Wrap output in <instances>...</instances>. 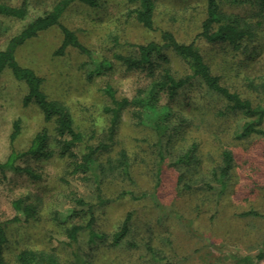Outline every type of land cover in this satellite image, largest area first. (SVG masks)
<instances>
[{"label": "rangeland", "instance_id": "374dc122", "mask_svg": "<svg viewBox=\"0 0 264 264\" xmlns=\"http://www.w3.org/2000/svg\"><path fill=\"white\" fill-rule=\"evenodd\" d=\"M1 1L18 5L21 0ZM57 1L28 0V10L42 15ZM218 1L225 12L252 23L259 21L252 40L235 49L226 42L208 43L197 37L206 0H154L155 31L136 21L133 10L139 0H99L92 7L71 3L60 17V24L75 32L89 54L73 47L55 54L62 35L53 26L20 45L15 58L42 78L41 89L48 99L69 110L74 129L83 138L74 148L78 156L86 144L106 138V84L117 97L128 100L144 96L150 87L151 78L137 69H126L115 56L134 54L135 44L158 40L161 29L172 32L180 42L193 41L225 87L253 105H264V17L248 4ZM23 25L21 20L0 15V49ZM169 55L175 76L189 73L181 59L172 52ZM100 60L110 63V69L94 75L91 71ZM26 93L24 83L9 70L2 72L0 163L11 149L25 150L42 129L48 132L52 154L47 159H17L15 163L31 170L30 174L0 170V221L14 216L11 202L16 198L36 207L32 218L7 225L4 257L8 264H17L16 255L25 248L53 254L60 264H239L241 257L248 259H241L240 264H264V136L237 139L235 132L243 116L227 109L225 101L198 79H192L171 101L159 95L158 105L167 102L173 112L170 130L161 142L146 123L134 117L137 105L126 107L110 146L96 155L85 175L74 171L73 159L58 156L54 123L44 121L32 103L23 104ZM17 119L20 131L10 142ZM192 146L190 164L179 163L178 157ZM225 149L231 151L233 160L228 187L220 193L213 175ZM121 151L127 156L128 175L116 166ZM97 186L105 201L94 207L93 227L101 237L89 243L87 232L82 231L75 246H69L65 228L83 225L88 219L74 198L95 203ZM247 211L259 215H245ZM127 214L129 231L119 245L112 246V234Z\"/></svg>", "mask_w": 264, "mask_h": 264}, {"label": "trees", "instance_id": "16d2710c", "mask_svg": "<svg viewBox=\"0 0 264 264\" xmlns=\"http://www.w3.org/2000/svg\"><path fill=\"white\" fill-rule=\"evenodd\" d=\"M99 0H58L49 11L42 15L31 14L28 10V0H21L18 5H10L0 0V15L12 19H18L24 22L21 30L13 35L6 43L5 47L0 49V76L4 70H9L12 77L24 83L27 89L26 95L23 97V104L32 103L41 112L44 121L54 123L55 137L57 144V154L60 157H68L74 160V171L86 174L90 171L91 166L96 161V155L107 150L110 146L115 134L116 125L122 114V111L129 106L137 105V109L133 112L138 123L147 124L154 132L158 142L170 130L171 118L173 112L167 104L158 105L159 95L162 93L166 96L167 101L173 100L178 92L186 85L190 84L192 79H198L204 87L222 98L226 103V108L240 113L244 121L235 132L237 139H243L251 135L264 136L262 127L264 120V105H253L247 98L241 97L237 92L230 91L225 87L219 76L212 73L208 64L204 61L203 56L195 46L194 42L183 43L176 39L174 34L166 29L159 30L158 40H150L146 43L134 45V54L116 55L115 58L122 62L126 69H137L143 72L147 77L151 78L150 87L145 91L144 96H134L131 100L126 97H117L111 85L106 84L103 93L108 97L109 104L105 110L109 114V123L106 128V138L99 141L95 145L86 144L84 152L78 156L74 152V148L83 142L80 131L74 129L72 116L67 107L61 102L48 99L41 89L42 78L38 76L32 69L20 65L16 58L15 52L17 48L27 40L35 37L38 33L47 30L53 26H58L61 31V42L55 50V54L61 55L68 47H73L79 52L89 54L86 48L77 38L75 32L60 24V17L66 8L74 2H79L87 6L98 5ZM234 5H250L257 9L259 16L264 17V0H224ZM136 21L146 30L155 31L154 0H139L138 6L133 10ZM255 23L247 21L244 17L228 13L221 9L218 0H206L205 17L201 22L200 31L197 37L202 38L208 43L226 42L233 48L237 49L243 42L250 41L254 38L256 28ZM169 52L181 59L189 73L183 76H175L169 65L171 58ZM110 69V63L100 60L91 71L94 75L104 70ZM91 76V74H90ZM20 131L19 120H15L12 124V132L10 134V142L14 140ZM170 139V135H168ZM49 135L45 129L34 134L29 145L23 151H15L11 149L5 161L0 163V170L9 168L14 171L31 173L26 167H20L15 162L17 159L29 156L34 159H47L52 152L49 149ZM195 147H190L184 154L178 157L177 161L185 165L190 164L193 159V151ZM231 151L225 149L221 153L220 164L214 171V179L218 184L220 193L226 191L229 184L230 170L232 168ZM111 162H108L107 169ZM118 167L123 170V174L128 175L127 156L124 151L119 153L117 159ZM103 168V167H102ZM104 169V168H103ZM96 202H86L81 197L74 198L77 207L85 210L88 219L85 224H72L65 228V236L69 246L74 247L77 243L79 234L86 231L88 242H94L96 238L101 237L93 227L94 216L93 210L97 204L104 203L100 188H95ZM15 211L14 216L10 220L0 221V264H8L4 257V245L7 241L6 229L11 221H27L36 213L34 204L26 202L23 198H16L11 202ZM73 215L78 214L77 209L72 210ZM245 215H259L254 211H247ZM130 214H127L117 231L112 234L110 244L117 246L129 231L128 222ZM147 250L153 253L149 247ZM260 251L258 257L263 256ZM247 260V257L238 259ZM17 264H60L55 255L50 253H39L29 248L20 250L16 255Z\"/></svg>", "mask_w": 264, "mask_h": 264}]
</instances>
